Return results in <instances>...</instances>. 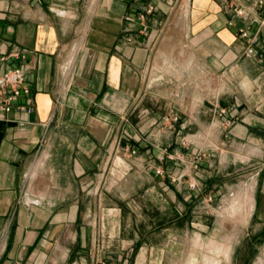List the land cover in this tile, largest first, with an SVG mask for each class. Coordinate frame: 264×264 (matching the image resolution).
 I'll return each mask as SVG.
<instances>
[{"label":"crops","instance_id":"1","mask_svg":"<svg viewBox=\"0 0 264 264\" xmlns=\"http://www.w3.org/2000/svg\"><path fill=\"white\" fill-rule=\"evenodd\" d=\"M254 2L0 0V56H7L0 74L26 65L31 88L0 119V264H125L139 240L122 238L123 211L131 207H125L118 168L146 169L154 178L155 167L164 166L167 187L132 198L145 215L161 212L156 199H163L165 211L177 209V200L189 203L181 179L172 182L183 174L182 164L160 160L162 152L182 147L157 128L174 112L173 44L189 56L177 64L190 74L179 78L185 87L192 81L196 104L191 114L181 110L175 129L186 132L188 118L201 132L216 124L223 145L232 143L254 159L244 214L250 233L258 227L263 234L264 4ZM237 7L246 14H236ZM242 28L253 39V56L245 55L250 40L241 37ZM15 48L25 49L26 58L13 57ZM70 59L72 83L63 93L61 66ZM28 104L32 112L20 108ZM215 163L202 160L196 172L200 190L211 184L214 197L220 193ZM204 190L193 194L204 197ZM108 195L116 200L110 207ZM147 222L156 224L150 217ZM197 244L203 245L200 238Z\"/></svg>","mask_w":264,"mask_h":264},{"label":"rangeland","instance_id":"2","mask_svg":"<svg viewBox=\"0 0 264 264\" xmlns=\"http://www.w3.org/2000/svg\"><path fill=\"white\" fill-rule=\"evenodd\" d=\"M171 53L173 67L169 88L172 92L171 105L174 112L166 114L165 116L170 118L168 120L163 118L166 123H162L157 128L167 134L168 142L182 147L175 151L162 152L160 160L164 161L168 158L172 162L178 161L182 164L183 174L174 175L172 182L177 184L181 179L183 190L187 191L189 203L177 200V209L172 208L165 211L163 199H156L155 202L161 208V212L145 215L138 211L140 201L136 199L134 202L132 198L137 192L144 190L160 191L158 185H162V188L167 187L164 184L167 178V176L164 178L166 175L164 166L160 164L155 167L156 176H153L154 178L146 169L128 171L127 167H123V170L118 168L115 173L122 178L119 186L124 194L125 207L126 202H129V208L136 210V213L131 214L129 213L131 208H124L122 238L127 241L139 240L133 255L128 257L129 260L125 264H207V258L210 256L218 258V264H263L264 231L261 234L256 227V231L250 233L253 226L248 223L249 216L247 218L244 214V207L248 200L243 195L251 187V177L256 163L254 159H247L246 152L235 150L232 143L226 142V145H223L224 134H220V127L216 124H206L201 132L195 120L188 118L190 128L186 132L179 133V129H175L180 121L181 110H187L191 114L196 104L191 99L194 94L192 81L187 79L188 85L185 87L186 80L179 78L181 73L185 76L190 74V72H181L177 64L188 63L189 56L186 53L183 55L180 47H176L175 44L171 47ZM227 126V122L223 123L222 130ZM196 144L199 146L197 147ZM202 160L216 161V167L213 166V168L217 172L213 183L217 184L216 190H220L216 197L208 192L212 189L211 184L207 189H201L204 190V197L201 193L197 197L193 194L196 190L201 192V184L196 178V172ZM233 161L236 163L233 164ZM157 169L163 170V173H157ZM108 197L105 202L110 207L109 205L115 203L116 200L110 195ZM235 207L238 209L236 213L227 212ZM179 211L183 216L180 217ZM149 217L156 224L148 223ZM136 223L139 224L140 229L134 228L135 232L132 227L134 225L136 227ZM151 225L153 228L149 229L148 226ZM113 226L111 223L106 230L107 238L112 237ZM198 238L203 245L197 244ZM212 243L215 246L213 250H210L208 245ZM221 245L224 249L219 253L216 248ZM124 252V258L131 255L130 247L126 244ZM137 254H139L138 258Z\"/></svg>","mask_w":264,"mask_h":264},{"label":"built area","instance_id":"3","mask_svg":"<svg viewBox=\"0 0 264 264\" xmlns=\"http://www.w3.org/2000/svg\"><path fill=\"white\" fill-rule=\"evenodd\" d=\"M254 4L256 6H262L264 4V0H255ZM153 11V7L147 8V12L151 13ZM235 13L238 15H245L246 11L242 7H237L235 9ZM240 35L242 38H247L250 40V43L245 48L246 56H253L255 54V48L252 45L253 39L250 38V32L247 28L240 29ZM15 58H26V50L21 48H15L11 54ZM7 56H0V63L6 60ZM73 59H70L67 62H64L61 66V74L63 77V81L61 82L62 92H67L71 87V71H72ZM27 74V66L20 65L16 68L10 69L2 74H0V119H5V113L10 112L13 109V104L22 96H30L31 88L25 84ZM29 100V99H28ZM29 102V101H28ZM21 109L27 112H32L33 108L29 106H20ZM226 114L225 109H221L220 115ZM169 116H164L165 120H168ZM177 119V117H176ZM229 124L230 120H226ZM135 153V150L132 151ZM157 173L162 174L163 170L157 169ZM105 264V263H102Z\"/></svg>","mask_w":264,"mask_h":264},{"label":"bare ground","instance_id":"4","mask_svg":"<svg viewBox=\"0 0 264 264\" xmlns=\"http://www.w3.org/2000/svg\"><path fill=\"white\" fill-rule=\"evenodd\" d=\"M244 192H246V191H244ZM243 195V194H242ZM243 199V198H242ZM251 200H252V194H251V198H250ZM239 205V204H238ZM252 206H253V204H251V208H250V210L252 209ZM243 209V208H242ZM237 208L235 207V208H232V210H230L229 209V211H227V212H229V213H231V211H234V213H236L237 212ZM232 214V213H231ZM213 245H210V247H209V249L210 250H213ZM216 248V247H215ZM223 249H224V247L221 245V246H219V247H217L216 248V251L217 252H223ZM229 249V248H228ZM226 253V252H225ZM228 253V252H227ZM218 258H216V257H214V256H210V257H208L207 258V264H218ZM206 262V261H205Z\"/></svg>","mask_w":264,"mask_h":264}]
</instances>
